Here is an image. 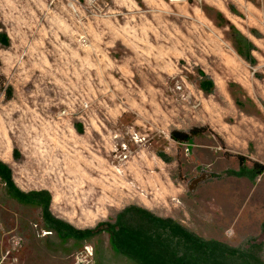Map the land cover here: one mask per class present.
Wrapping results in <instances>:
<instances>
[{
    "label": "rangeland",
    "instance_id": "374dc122",
    "mask_svg": "<svg viewBox=\"0 0 264 264\" xmlns=\"http://www.w3.org/2000/svg\"><path fill=\"white\" fill-rule=\"evenodd\" d=\"M1 31L0 161L19 190L48 191L77 229L137 206L203 239L263 243L264 259V173L227 174L228 153L264 161V0H0ZM199 126L213 133L170 139ZM114 252L107 233L48 232L0 181V264H121Z\"/></svg>",
    "mask_w": 264,
    "mask_h": 264
},
{
    "label": "trees",
    "instance_id": "16d2710c",
    "mask_svg": "<svg viewBox=\"0 0 264 264\" xmlns=\"http://www.w3.org/2000/svg\"><path fill=\"white\" fill-rule=\"evenodd\" d=\"M230 31L238 55L254 63V45L233 26H230ZM0 44H9V38L3 31L0 32ZM200 74L203 80L199 82V88L206 94L212 93L213 81L203 72ZM209 132L213 133L208 126L193 127L188 131L173 130L170 139L177 144H190L195 137ZM159 155L166 159L165 154ZM227 155L235 158L240 167L238 172L228 171V175L254 178L264 173V161L250 160L242 154ZM0 181L13 199L22 204H35L41 209L48 232L79 242L107 233L111 248L134 264H264L261 255L263 243L251 242L246 249H241L217 240L203 239L174 219L159 217L137 206L124 208L113 223L101 222L92 229H77L52 214V197L48 191L24 193L19 190L12 170L1 161Z\"/></svg>",
    "mask_w": 264,
    "mask_h": 264
},
{
    "label": "water",
    "instance_id": "95a60500",
    "mask_svg": "<svg viewBox=\"0 0 264 264\" xmlns=\"http://www.w3.org/2000/svg\"><path fill=\"white\" fill-rule=\"evenodd\" d=\"M207 178V175L201 176L194 180L190 185H189V190L193 192L195 188L197 187L198 183L204 181Z\"/></svg>",
    "mask_w": 264,
    "mask_h": 264
},
{
    "label": "crops",
    "instance_id": "0c3cea01",
    "mask_svg": "<svg viewBox=\"0 0 264 264\" xmlns=\"http://www.w3.org/2000/svg\"><path fill=\"white\" fill-rule=\"evenodd\" d=\"M114 253H115V255H117L118 257H120V258H117V257H116V259L119 260V262H120L121 264H130V261L127 260L125 257L120 256V255H119L118 253H116V252H114Z\"/></svg>",
    "mask_w": 264,
    "mask_h": 264
},
{
    "label": "built area",
    "instance_id": "2783aa9c",
    "mask_svg": "<svg viewBox=\"0 0 264 264\" xmlns=\"http://www.w3.org/2000/svg\"><path fill=\"white\" fill-rule=\"evenodd\" d=\"M125 151V150H124ZM128 158V154L126 152H122L120 155V160H125ZM89 254V253H88ZM90 255V254H89Z\"/></svg>",
    "mask_w": 264,
    "mask_h": 264
},
{
    "label": "bare ground",
    "instance_id": "6f19581e",
    "mask_svg": "<svg viewBox=\"0 0 264 264\" xmlns=\"http://www.w3.org/2000/svg\"><path fill=\"white\" fill-rule=\"evenodd\" d=\"M88 253L90 254V249H88Z\"/></svg>",
    "mask_w": 264,
    "mask_h": 264
}]
</instances>
